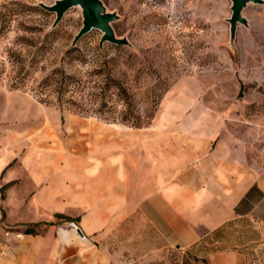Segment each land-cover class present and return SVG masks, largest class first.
<instances>
[{
  "label": "crops",
  "instance_id": "crops-1",
  "mask_svg": "<svg viewBox=\"0 0 264 264\" xmlns=\"http://www.w3.org/2000/svg\"><path fill=\"white\" fill-rule=\"evenodd\" d=\"M185 108L139 127L76 131L71 117L69 132L47 125L27 151L0 153V221L35 226L0 236V264H252L245 240L228 239L264 201L246 119Z\"/></svg>",
  "mask_w": 264,
  "mask_h": 264
},
{
  "label": "rangeland",
  "instance_id": "rangeland-1",
  "mask_svg": "<svg viewBox=\"0 0 264 264\" xmlns=\"http://www.w3.org/2000/svg\"><path fill=\"white\" fill-rule=\"evenodd\" d=\"M54 1L0 0V153L27 151L32 133L46 131L47 125L69 132L71 117L84 124H73L76 131H84L85 124L136 127L156 116H187L193 111L185 108L189 102L208 101L246 119L253 169L264 186V106L256 103L264 101V4L249 3L243 10L251 33L239 24L232 49L224 19L231 13L230 0H102L120 15L112 23L116 35L130 42H104L102 47V32L94 28L71 45L82 26L79 6L66 10L49 32L55 13L38 3ZM105 61L127 96L114 95L112 88L103 95L97 89L89 101L72 84L62 92L40 87L54 71L58 81L63 76L78 79ZM103 101L102 112L94 110ZM124 114L127 122L121 120ZM255 219L230 230L228 239L245 240L252 264H264V201ZM60 222L73 228L68 220ZM26 228L35 231L34 225L12 227L1 220L0 236Z\"/></svg>",
  "mask_w": 264,
  "mask_h": 264
},
{
  "label": "water",
  "instance_id": "water-1",
  "mask_svg": "<svg viewBox=\"0 0 264 264\" xmlns=\"http://www.w3.org/2000/svg\"><path fill=\"white\" fill-rule=\"evenodd\" d=\"M230 15L225 18L228 22L230 48L235 49L236 31L239 24L248 27L249 21L243 14V10L249 3L264 4V0H230ZM38 5L48 12H54L55 18L50 25V29L56 27L65 11L71 7L79 6L82 13V26L74 35L72 46L91 29H98L102 32L99 40V46L104 42H110L117 45H128L130 42L125 36H117L112 23L119 19L120 15L116 11H110L102 0H55L53 4L39 2ZM77 232L82 235L78 228Z\"/></svg>",
  "mask_w": 264,
  "mask_h": 264
},
{
  "label": "trees",
  "instance_id": "trees-1",
  "mask_svg": "<svg viewBox=\"0 0 264 264\" xmlns=\"http://www.w3.org/2000/svg\"><path fill=\"white\" fill-rule=\"evenodd\" d=\"M53 29V28H52ZM50 29V27L47 29L49 32H53V30ZM109 63L108 61H105L103 65H100L98 68L88 71L82 78L75 79L72 76H63L62 79L58 81L57 77L53 76L57 73V71H54L52 74L47 76L45 79L41 81V89H48L50 86H54L56 90L59 92L64 91L70 84H72L74 87H77L79 90H82L83 95H87V98L89 101H92L93 98H96L97 93L100 92L101 94H107L109 89H113V94L120 96V95H128V91L123 85V83L116 77L115 75L111 73V68L108 67ZM71 79V80H69ZM65 87L63 90L62 88ZM91 89V90H90ZM98 90L97 93L95 91ZM70 103H75L73 100H69ZM59 105H63V103H59ZM106 106V102H102L99 104V106L94 107V110L97 112H102L103 107ZM140 117L137 115L135 118L140 122ZM123 122H127L128 115L124 114L121 117ZM140 125L137 124L136 127H139ZM25 232H32L31 229L26 228L24 230Z\"/></svg>",
  "mask_w": 264,
  "mask_h": 264
}]
</instances>
